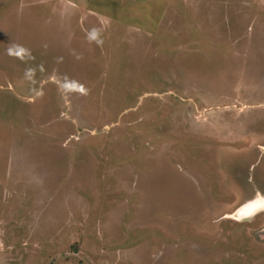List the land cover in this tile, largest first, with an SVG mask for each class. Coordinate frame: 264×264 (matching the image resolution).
<instances>
[{"label":"rangeland","instance_id":"obj_1","mask_svg":"<svg viewBox=\"0 0 264 264\" xmlns=\"http://www.w3.org/2000/svg\"><path fill=\"white\" fill-rule=\"evenodd\" d=\"M252 198L264 0H0V264H264Z\"/></svg>","mask_w":264,"mask_h":264},{"label":"bare ground","instance_id":"obj_2","mask_svg":"<svg viewBox=\"0 0 264 264\" xmlns=\"http://www.w3.org/2000/svg\"><path fill=\"white\" fill-rule=\"evenodd\" d=\"M263 204H264V199L259 198L243 205V207L239 209L240 218L241 215L246 216L247 215L246 213L255 214V212L261 210L260 207H262Z\"/></svg>","mask_w":264,"mask_h":264},{"label":"water","instance_id":"obj_3","mask_svg":"<svg viewBox=\"0 0 264 264\" xmlns=\"http://www.w3.org/2000/svg\"><path fill=\"white\" fill-rule=\"evenodd\" d=\"M256 198V197H255ZM254 198V199H255ZM253 199V198H252ZM253 199V200H254ZM246 204V203H245ZM244 205V204H243ZM243 205H240L237 209H236V211L234 212V214H236V215H238V218H240V214H239V209L240 208H242L243 207ZM234 214L232 215V217L234 216ZM251 216V215H250ZM259 235L260 236H262V237H264V228L259 232Z\"/></svg>","mask_w":264,"mask_h":264}]
</instances>
